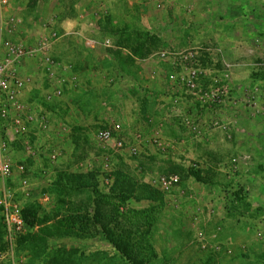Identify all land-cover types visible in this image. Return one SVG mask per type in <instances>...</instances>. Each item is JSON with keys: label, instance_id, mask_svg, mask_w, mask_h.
Returning <instances> with one entry per match:
<instances>
[{"label": "rangeland", "instance_id": "rangeland-1", "mask_svg": "<svg viewBox=\"0 0 264 264\" xmlns=\"http://www.w3.org/2000/svg\"><path fill=\"white\" fill-rule=\"evenodd\" d=\"M236 17L241 33L218 38ZM53 33L63 98L45 104L37 59L19 68L53 132L29 134L35 157L11 145L13 174L0 179V201L12 191L35 226L10 245L0 206V264H264V0H0V36L32 48ZM117 126L125 149L97 140ZM97 211L134 262L87 221Z\"/></svg>", "mask_w": 264, "mask_h": 264}, {"label": "built area", "instance_id": "built-area-1", "mask_svg": "<svg viewBox=\"0 0 264 264\" xmlns=\"http://www.w3.org/2000/svg\"><path fill=\"white\" fill-rule=\"evenodd\" d=\"M14 21V19H12ZM53 33L50 40L45 39L37 46L28 48L23 44L17 43L9 38L0 36V179L6 180L13 174V165L7 157L10 146L17 142L24 143L25 149L29 157H35L36 152L32 149L27 141V137L32 131L37 130L38 133H48L51 128V118L48 113L38 112L36 108L27 103L23 98L28 84L31 83L30 78L24 77L20 72V64L26 59H37L42 73L51 83L52 90L45 92L44 99L48 104H54L63 98L64 85L66 80L64 77H57V73L61 68V64L56 61L52 55L53 40L57 37ZM165 56V55H164ZM191 60L187 69L188 78L187 86L193 92L198 88L196 80L199 77V69L197 68L196 54L190 53L185 57ZM67 71V68H65ZM120 126L112 127L99 131L97 140L106 145L114 141L115 146L119 149H125L122 141L116 140L114 133L118 132ZM129 152L136 154L135 147L129 148ZM59 157V153L53 151L51 156L55 161ZM109 163L105 164L109 168ZM19 174H26L28 168L21 163L16 166ZM181 179L177 174L160 177L158 183L163 192H171L178 186ZM24 185H28L27 180H23ZM3 200L0 206L3 209L4 224L7 231V241L11 245L16 236L21 233L26 222L22 215L21 207L16 204L14 193L7 188L3 190ZM11 247V246H10Z\"/></svg>", "mask_w": 264, "mask_h": 264}, {"label": "trees", "instance_id": "trees-1", "mask_svg": "<svg viewBox=\"0 0 264 264\" xmlns=\"http://www.w3.org/2000/svg\"><path fill=\"white\" fill-rule=\"evenodd\" d=\"M45 104H47V105H49V106L52 105V104H48V103H46V102H45ZM19 143H20V142H17L16 144H19ZM91 177H93V176H91ZM76 178H77L79 181H81V183H82V185L80 186L81 189H79L80 191H83V190H85L87 187H89L88 183H86V181H84V179H83L82 176H76ZM87 181H88V180H87ZM119 181H120V178L117 177L116 180H115V184H116V186L120 184ZM84 182H85V183H84ZM68 184L71 185V184H72V181L69 180L68 182H66V183H65V186L67 187V189H71V190L73 191L72 188H69V187H68ZM114 190H115V189H114ZM95 193L98 194V191L95 190ZM132 193H134V191H133ZM22 215H23V218L25 219V222H26L27 224H30L31 227L35 226V221H34V219L32 220L31 217H36V212H34V211L32 210V208H30V209H29V208L25 209V210H24V213H23ZM86 219H87V221H89V220H90L91 222L94 221V224H95V225L97 224L98 226H100V227L102 228L103 232L107 234V239H108V241H109L110 243H112V244L115 246V248L118 249L122 254H124V257H126L128 261H132V259H133V255H132L131 251H128V250H125V248H122V245H120V243L117 242V239L114 238V237H112L111 232H109V230H108L107 227H106V224H105L104 221H103L104 218L100 216V211H97V213L94 215L93 218H86ZM79 220H80V219H79ZM92 220H93V221H92ZM4 230H5V228H4ZM132 262H134V261H132Z\"/></svg>", "mask_w": 264, "mask_h": 264}, {"label": "crops", "instance_id": "crops-1", "mask_svg": "<svg viewBox=\"0 0 264 264\" xmlns=\"http://www.w3.org/2000/svg\"><path fill=\"white\" fill-rule=\"evenodd\" d=\"M77 6V5H76ZM237 8V7H236ZM203 10H202V13H204V14H207V13H205V11H207V10H209V9H204V8H202ZM203 15V14H202ZM201 15V16H202ZM242 17H239V18H235L233 21H231V22H226L225 24L226 25H224V27L222 28V32H219L221 35H217L218 36V38H220V36H231V33L233 34V33H235V34H239V33H241V30H242ZM81 25V21L78 19V18H73V19H66V20H64L62 23H61V28H62V30L64 31V35H65V37L66 36H69L68 34H71V33H74V31H75V29H77V28H79V26ZM230 31H232V32H230ZM80 32V31H79ZM227 36V37H228ZM201 38H203V37H201ZM92 42H95V41H93V40H91V43ZM65 44H66V42H65ZM69 47V46H68ZM53 52V51H52ZM63 57H65V59H68L69 57L68 56H63ZM185 76H188L187 75V73L185 72ZM39 75V74H38ZM41 80H42V82L43 83H46L47 81V77L43 74V73H41ZM40 76V75H39ZM175 78V76L174 75H172V77H171V79H174ZM186 77H184L183 79H185ZM188 78V77H187ZM77 80V79H76ZM34 84V83H33ZM47 84H49V83H47ZM77 84H78V80H77ZM77 84H74L75 86H77ZM46 90V89H45ZM45 90H43V93L45 94ZM27 92V91H26ZM43 98H44V96H43ZM25 101H28V100H30V97H27V96H24V98H23ZM44 102H45V99H44ZM34 103V102H33ZM30 104H31V102H30ZM33 106L35 105L36 107H38L39 105L37 104L36 105V103L35 104H32ZM49 115L51 116V114L49 113ZM52 120V119H51ZM51 132H53L52 131V128H51V130L48 132V133H45V134H47V135H50L51 134Z\"/></svg>", "mask_w": 264, "mask_h": 264}]
</instances>
